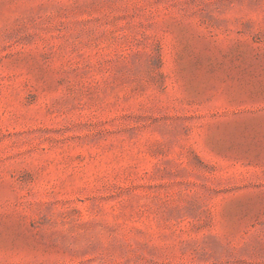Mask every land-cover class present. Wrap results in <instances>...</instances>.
Instances as JSON below:
<instances>
[{"label": "rangeland", "instance_id": "374dc122", "mask_svg": "<svg viewBox=\"0 0 264 264\" xmlns=\"http://www.w3.org/2000/svg\"><path fill=\"white\" fill-rule=\"evenodd\" d=\"M0 264H264V0H0Z\"/></svg>", "mask_w": 264, "mask_h": 264}]
</instances>
